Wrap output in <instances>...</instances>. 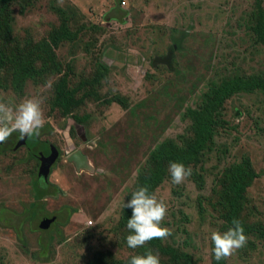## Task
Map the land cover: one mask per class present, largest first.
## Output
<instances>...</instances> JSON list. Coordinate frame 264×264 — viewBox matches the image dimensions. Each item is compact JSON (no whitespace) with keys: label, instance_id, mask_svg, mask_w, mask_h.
<instances>
[{"label":"rangeland","instance_id":"obj_1","mask_svg":"<svg viewBox=\"0 0 264 264\" xmlns=\"http://www.w3.org/2000/svg\"><path fill=\"white\" fill-rule=\"evenodd\" d=\"M116 1L24 0L11 6L13 36L1 45L15 56H29L35 47L43 58L40 46L62 18L78 37L54 49L61 75L26 78L14 87L17 68L0 70V102L15 107L41 100L45 124L37 139L63 153L50 166L46 197L36 203L34 184L43 185L37 156L30 158L25 146L15 149L19 132L0 143V264H89L108 253L129 262L136 253L127 247L122 212L139 176L154 168V150L165 141L186 146L193 137L188 111L202 107L224 81L264 83V46L253 32L264 0H122L120 7ZM173 45L171 66L154 65ZM99 61L108 68L106 78L99 86L84 85ZM63 74L78 98L90 95L74 110L85 117L84 126L49 106ZM79 151L92 169L73 159ZM239 163L259 173L242 213L254 232L227 262L264 264V87L231 95L209 148L185 166L191 176L176 185L167 169L153 193L167 206L161 226L172 235L164 242L192 255L195 264H213L211 232L227 231L224 176ZM52 217L50 229L41 231L42 219Z\"/></svg>","mask_w":264,"mask_h":264},{"label":"trees","instance_id":"obj_2","mask_svg":"<svg viewBox=\"0 0 264 264\" xmlns=\"http://www.w3.org/2000/svg\"><path fill=\"white\" fill-rule=\"evenodd\" d=\"M23 1L24 0H0V70L4 68H12V65L17 68V70L14 71L12 78V85L14 87H17L18 85L21 86L26 78H41L43 80L44 77L50 75H61L62 70L56 61L54 49L64 41L74 43L78 37L76 32L70 30L67 19L62 18L58 27L49 34L47 40L40 46L42 47L41 52L43 53V58L37 53L35 47L32 49L29 56L13 55L11 49L3 48L1 44L7 39L10 40L13 36L12 22L14 19L11 13V6L14 3L22 4ZM120 2H122V0H118V2L116 1L117 7H120ZM23 8H26L25 4L23 5ZM116 19L119 20V18ZM253 32L259 43L264 46V12L261 9L260 19L256 23ZM176 45L179 46V43H176ZM172 51H174V45ZM45 61L49 66L45 65ZM36 63H38V66H35ZM107 71L108 68L99 61L97 71L92 73L90 77L84 81V85H101L102 80L106 78ZM54 85V92L49 101L50 108L57 111L65 119H72L77 126H84L85 117H79L74 114V112L82 104L83 98H88L90 95L78 98L75 95V91H72L69 88L68 78L64 74L55 81ZM256 86L259 88L264 87V83L254 81L253 79L247 81L240 77L224 81L218 88H214V91L211 93L209 92L205 96L202 107L198 109H190L187 116L192 122L193 137L186 146L182 147L178 146L173 141H165L161 143L152 153L151 161L154 168L150 172L142 173L139 176L135 189L128 194L127 202L131 199L132 193L140 187H146L149 194L153 195L156 189L164 182L166 170L171 162L182 163L185 166L199 162L202 153L209 148L210 143L216 134V129L220 126L221 114L226 100L233 94L240 91H251ZM119 99L118 103H123V100L121 98ZM105 104L107 103L105 102ZM70 129H73L76 132V127ZM37 138L38 136H28V154L30 158L36 156V151L41 148L43 149L44 147V142L42 144ZM11 148L3 149L11 150ZM258 176L259 173L246 163L233 165V167L226 171L224 176L222 203L226 210L224 218L226 219L227 230L232 227V221L235 219L242 225L244 235H250L254 232L253 227L242 219V213L245 210L244 199L247 190L252 185L254 179ZM44 187L45 186L39 182L35 189L34 184L36 203L40 202V200L42 201L45 193ZM130 217L131 209L123 208L120 222L121 226L125 227ZM33 218L34 216L31 219ZM19 223L21 224V222ZM13 229L15 230L17 237L21 236L19 232L17 234L15 227ZM48 229L40 230L46 231ZM22 245H25L23 241H21V247L24 248ZM130 250L135 251V255H145L149 251L152 253H154V251L161 253L163 258L170 261V264H195L192 255L180 251L173 245L164 242V240L153 239L143 247ZM89 264H129V262L122 260L118 261L113 254L108 253V256L98 254ZM213 264L229 263L227 262V259H222L220 261L215 260L213 254Z\"/></svg>","mask_w":264,"mask_h":264},{"label":"clouds","instance_id":"obj_3","mask_svg":"<svg viewBox=\"0 0 264 264\" xmlns=\"http://www.w3.org/2000/svg\"><path fill=\"white\" fill-rule=\"evenodd\" d=\"M44 124L41 100L25 99L15 107L0 102V143L7 142L13 132H19L22 136H39ZM168 171L171 182L176 185L183 183L192 174L190 167L177 162H171ZM124 208L131 209V217L126 225L130 232L126 237L128 248L134 250L153 239L166 240L172 235L169 228L161 226L167 215V206L154 195H150L146 187L134 191ZM210 240L217 261L229 258L247 242L242 225L235 219L226 232L212 231ZM129 264H160V258L158 254L154 255L149 251L145 255L132 256Z\"/></svg>","mask_w":264,"mask_h":264},{"label":"water","instance_id":"obj_4","mask_svg":"<svg viewBox=\"0 0 264 264\" xmlns=\"http://www.w3.org/2000/svg\"><path fill=\"white\" fill-rule=\"evenodd\" d=\"M173 53H174L173 51H170L167 56H165L163 58H160V57L159 58H156L154 60L153 64L154 65L163 64V65H166V66L170 67L171 66V63H172ZM16 144L17 145H16L15 149L18 148V147H21L23 145V140H22V142L21 141H18ZM80 154H81L80 151L77 152L74 157L72 156L73 159H75L76 161H78L79 164H80V166L86 165V167L88 169H92L89 160L87 158H85L84 156H81ZM49 159H50V161L53 160L54 159V156L50 157ZM53 163H54V160L51 163H49V166L47 168V164L45 166V161L42 159L41 166H40V169H39V172L40 173L38 175L39 178H41L42 181L45 182L47 180V175H48V173L50 171V166ZM55 221H56L55 218H52V219H47L46 218V219H44L43 221H41L40 229H48L49 226H50V224L51 223H54Z\"/></svg>","mask_w":264,"mask_h":264},{"label":"flooded vegetation","instance_id":"obj_5","mask_svg":"<svg viewBox=\"0 0 264 264\" xmlns=\"http://www.w3.org/2000/svg\"><path fill=\"white\" fill-rule=\"evenodd\" d=\"M179 41H177V43H178ZM177 49V46L176 45H174V51L173 52H175V50ZM172 51V50H171ZM22 140H23V145L22 146H25L27 149H28V136H22V135H20L19 136V138L18 139H16V141H15V144L18 142V141H21L22 142ZM42 144H43V142H41ZM14 144V145H15ZM43 146H44V148L43 149H39V150H37L36 151V153H35V155L37 156V158H38V160H39V167L41 166V162H42V159L45 161V166H46V164H47V168H48V166H49V163H51L53 160H54V162H58V158L60 157V156H62L63 155V153L61 152V150L59 149V148H57V147H55L54 145H52V144H49V143H47L46 141H44V144H43ZM70 152H73V153H75V151H73V150H71V151H69V153ZM68 153V152H67ZM52 156H54V159L53 160H51L50 161V157H52ZM67 158H72V155H69ZM55 163H53V165H54ZM42 183H43V185L45 186V184H46V181L44 182V181H42ZM46 197V196H45ZM52 218H55V217H52ZM51 218V219H52ZM44 219H46V218H43L42 219V221L44 220ZM47 219H50V218H47ZM56 219V218H55ZM51 224H53V223H51ZM50 224V226H52ZM49 226V227H50Z\"/></svg>","mask_w":264,"mask_h":264},{"label":"built area","instance_id":"obj_6","mask_svg":"<svg viewBox=\"0 0 264 264\" xmlns=\"http://www.w3.org/2000/svg\"><path fill=\"white\" fill-rule=\"evenodd\" d=\"M91 224V223H90Z\"/></svg>","mask_w":264,"mask_h":264}]
</instances>
